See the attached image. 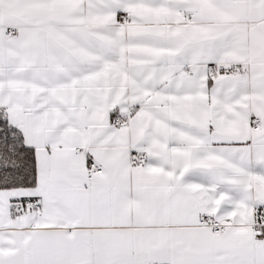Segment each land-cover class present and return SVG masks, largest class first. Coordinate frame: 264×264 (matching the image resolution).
<instances>
[{"label": "snow or ice", "instance_id": "obj_1", "mask_svg": "<svg viewBox=\"0 0 264 264\" xmlns=\"http://www.w3.org/2000/svg\"><path fill=\"white\" fill-rule=\"evenodd\" d=\"M0 264H264V0H0Z\"/></svg>", "mask_w": 264, "mask_h": 264}]
</instances>
